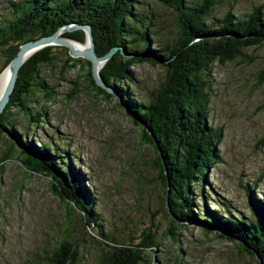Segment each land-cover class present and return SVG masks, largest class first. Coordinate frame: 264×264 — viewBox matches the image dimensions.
<instances>
[{
	"label": "trees",
	"instance_id": "obj_1",
	"mask_svg": "<svg viewBox=\"0 0 264 264\" xmlns=\"http://www.w3.org/2000/svg\"><path fill=\"white\" fill-rule=\"evenodd\" d=\"M144 1H16L13 3V14L0 17V47H5L7 56L4 69L16 56L21 44L49 36L65 24H90L99 56L119 47L101 68L100 74L109 86L115 88L124 104L121 105L115 95L95 84L91 63L86 61L88 93L103 102L117 98V105L127 107L152 130L166 160L171 182L170 209L166 204L167 177L160 150L142 122L129 113L134 123L140 126L139 146L136 149L143 154L142 167L147 173L151 172V168H157L159 172L162 199L171 217L170 228L163 232V236L180 241L179 235L186 225L185 221L197 219L210 225L204 227L206 232L217 228L224 238L234 240L226 233L238 237L243 242H239V253L255 256L264 264V200L254 197L250 200L255 220L248 216L236 218L230 210L231 216L227 219L225 215L207 207L204 194L201 195L203 204L197 205L195 201L198 196L194 194V187L199 183L205 185L208 171L221 159L219 147L223 128L215 127L209 119L212 88L209 77L212 68L216 63L223 65L238 58L254 62L246 51L264 46V4L256 6L243 19L230 10L217 24L209 22L208 18L213 8L225 0H154L177 12L179 32L172 42H168L156 40L157 33L152 28L154 14ZM63 36L85 41L84 30L65 32ZM58 48L63 49V55L56 53ZM62 59L64 73L78 66L80 69L86 66L81 58L70 56L68 48L53 45L38 50L22 65L11 100L0 114V136L5 135L9 140L8 149L0 156V170L4 162L12 159L17 152L27 171L50 176L51 190L65 203L68 214L73 216L80 211L86 226L94 227L95 234L100 237L109 238V248L98 264H143L146 252H155L161 245L157 234L159 226L152 223L128 240L114 237L103 228L101 213L96 208L95 192L85 184L86 179L74 165L73 155L53 148L49 141H35L14 126L11 109L19 106L23 113H29L27 96L35 87H46L45 78L40 74L41 67L53 68L62 63ZM143 62L159 65L164 70L163 77L159 78L147 100L131 88L132 83L136 82L133 67ZM81 79L79 75L76 83ZM258 82L264 83V68L260 71ZM54 91V88L47 91V98H52ZM261 108L264 110V101ZM45 114V110H37L33 121L38 122ZM148 146L155 154L150 161L144 157ZM135 162L138 161L134 157L132 163ZM134 168L137 169L136 165ZM147 177V174L135 172L140 195L147 191L151 183H148ZM255 186L252 184L248 187L251 196ZM102 247L101 242H97V248ZM82 255L79 241H71L64 236L46 254L43 264H80ZM157 261H161L160 257Z\"/></svg>",
	"mask_w": 264,
	"mask_h": 264
},
{
	"label": "rangeland",
	"instance_id": "obj_2",
	"mask_svg": "<svg viewBox=\"0 0 264 264\" xmlns=\"http://www.w3.org/2000/svg\"><path fill=\"white\" fill-rule=\"evenodd\" d=\"M16 1L0 0V17H10ZM143 3H148L154 14L156 40L172 42L179 32L177 12L160 1ZM261 4L264 0H225L213 8L208 21L218 24L230 10L243 19ZM84 32L82 46L88 44ZM56 53L63 55L64 51L58 48ZM246 53L254 62L238 58L223 65L216 63L212 68L209 119L215 127L223 128L221 159L208 171L205 185L194 187V194L198 196L197 205L203 204L204 194L207 207L227 219L230 210L236 218L248 216L255 220L250 200H264V83L258 82L264 68V46ZM76 58L85 65L88 61ZM6 59L5 47H0V77L7 75L8 80ZM133 70L136 82L131 88L147 100L164 70L150 62L137 63ZM40 74L46 87H35L27 96L31 111L23 113L19 106L11 109L15 128L35 141H49L53 148L73 155L85 184L95 192L103 228L114 237L128 240L152 223L159 226L161 245L155 252H146L143 264H263L255 256L239 253V242H243L238 237L226 233L234 240L224 238L217 228L206 232L204 227L210 225L197 219L185 221L180 241L163 236L170 228L171 217L162 199L157 168L147 173L142 167L143 154L136 149L140 126L125 107L117 105V98L103 102L88 93V65L64 73L62 59L53 68L42 66ZM79 75L82 79L77 84ZM53 88L54 96L47 98V91ZM39 109L46 114L38 122L33 121ZM8 146V138L0 136V156ZM154 155L148 146L144 157L150 161ZM134 157L138 162L132 163ZM135 172L147 174L146 180L151 182L143 195L139 194ZM252 184H256L253 196L248 192ZM51 187V177L27 171L17 152L4 162L0 170V264H43L46 254L64 236L79 241L83 254L80 264H98L104 258L109 238L100 237L94 227L86 226L80 211L69 215ZM97 242L103 249L97 248Z\"/></svg>",
	"mask_w": 264,
	"mask_h": 264
},
{
	"label": "water",
	"instance_id": "obj_3",
	"mask_svg": "<svg viewBox=\"0 0 264 264\" xmlns=\"http://www.w3.org/2000/svg\"><path fill=\"white\" fill-rule=\"evenodd\" d=\"M62 29L68 30V31H73L76 29L85 30L87 34V42L89 44V47H86L83 50L82 49L79 50L75 48L71 40L59 37L60 32L63 31ZM50 45L65 46L69 49L70 55L72 57L82 56L86 58L91 63V73H92V77L94 79L95 84L98 87L106 90L108 93L115 95L118 98V101L121 105L124 104L121 96L115 90V88L112 86H109L106 83V81L103 79L102 75L100 74V68H99L100 64H101V67L105 65L107 60L113 56V54L119 49V47H114L108 54L99 56L96 52V46H95L92 26L89 24H72V25L67 24L64 28H59L56 32H54L53 34L49 36H42L38 39L29 40L20 45V48L16 56L6 66L9 68V78H8L5 88L2 91H0V114L3 113L9 101L11 100V96L14 92L18 75L20 73L21 67L24 64V62L29 58L30 54L33 55L38 50L46 46H50ZM125 108L128 113L132 114L127 107ZM135 118L138 122H142L141 119L138 118L137 116H135ZM141 124L146 128L148 133L153 137L157 148L160 150L161 160L163 162L165 174L167 177L166 204L168 205L170 209L169 194H170V189H171V182H170L169 171H168L166 160L162 153L159 142L156 140L155 136L153 135L152 130L145 123L142 122Z\"/></svg>",
	"mask_w": 264,
	"mask_h": 264
},
{
	"label": "bare ground",
	"instance_id": "obj_4",
	"mask_svg": "<svg viewBox=\"0 0 264 264\" xmlns=\"http://www.w3.org/2000/svg\"><path fill=\"white\" fill-rule=\"evenodd\" d=\"M72 24H79V23H72ZM72 24H70V25H72ZM67 24H65V25H63V26H60L59 28H64L65 26H66ZM90 25V24H89ZM58 28V29H59ZM63 31L62 32H60V34L61 33H65V32H72V31H68V30H64V29H62ZM78 30H83V29H78ZM73 31H75V30H73ZM93 31V30H92ZM60 34H59V37H60ZM60 38H64V37H60ZM65 39H68V38H65ZM68 40H71L72 41V43L74 44V47L75 48H77V49H79V50H83L84 48H86V47H89V44H84V46H82L81 44V42H79L78 43V41H76V40H73V39H68ZM53 46H62V45H53ZM63 47H65V46H63ZM67 48V47H66ZM69 50V49H68ZM97 52V51H96ZM69 54H70V52H69ZM30 56H32L31 54H30ZM29 56V57H30ZM71 56V55H70ZM79 57V56H78ZM82 57V56H81ZM74 58H76V57H74ZM86 59V58H85ZM110 59V58H109ZM108 59V60H109ZM87 60V59H86ZM107 60V61H108ZM6 68H8V67H6ZM99 68H100V70H101V64L99 65ZM8 71H9V68H8ZM8 78H9V75H8ZM6 80H7V75H2L1 77H0V87L1 88H3L4 87V85H5V82H6ZM8 81V80H7ZM7 84V83H6ZM6 86V85H5ZM5 88V87H4ZM3 88V89H4ZM2 89V90H3ZM2 90H0V91H2Z\"/></svg>",
	"mask_w": 264,
	"mask_h": 264
}]
</instances>
